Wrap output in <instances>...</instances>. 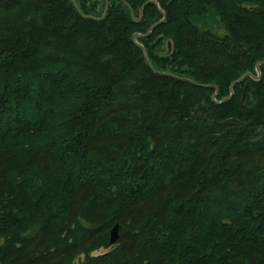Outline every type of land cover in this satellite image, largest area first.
<instances>
[{
	"label": "trees",
	"instance_id": "16d2710c",
	"mask_svg": "<svg viewBox=\"0 0 264 264\" xmlns=\"http://www.w3.org/2000/svg\"><path fill=\"white\" fill-rule=\"evenodd\" d=\"M147 1L0 0V264H264V0Z\"/></svg>",
	"mask_w": 264,
	"mask_h": 264
},
{
	"label": "rangeland",
	"instance_id": "374dc122",
	"mask_svg": "<svg viewBox=\"0 0 264 264\" xmlns=\"http://www.w3.org/2000/svg\"><path fill=\"white\" fill-rule=\"evenodd\" d=\"M151 1H154V0H149V1H147L148 3H152ZM156 2V1H155ZM108 4H109V2H108ZM154 4H157L158 5V2H156V3H154ZM107 9H108V5H107ZM143 11H144V9H143ZM107 14V12H105V14L104 15H106ZM134 17V16H133ZM135 20L137 21V20H139L140 18H138L136 15H135ZM163 20V19H162ZM161 20V21H162ZM160 21V22H161ZM203 21H205V22H207V25H209V26H212L213 28H217L221 33H223L224 31H223V29L222 28H220V23H219V20H218V18L217 17H212V16H210V14L209 15H206L204 18H203ZM138 22V21H137ZM156 25V24H155ZM155 25H153V26H155ZM151 29H152V27H151ZM149 30V32L151 31L152 32V30L154 29H152V30ZM179 30V37L183 34V32H182V30H181V28L180 29H178L177 28V31ZM148 32V33H149ZM150 32V33H151ZM146 34V35H149V34ZM136 34H139V33H135L134 34V36L136 35ZM139 38V37H138ZM138 38H136V42H137V40H138ZM140 46L141 47H143L144 49H145V47H144V45H141L140 44ZM145 51H146V49H145ZM147 52V51H146ZM148 55V54H147ZM149 58V57H148ZM258 66H259V68H258ZM247 74H251L252 75V78L254 79V80H259L260 78H261V67H260V65L259 64H257L256 65V67H255V74H253V73H247ZM246 75V74H245ZM245 75H243V76H245ZM242 76V77H243ZM231 87H232V85L230 86V91H231ZM233 93H234V86H233ZM231 95V94H230ZM101 252H104V250H100V251H97L96 253H101Z\"/></svg>",
	"mask_w": 264,
	"mask_h": 264
},
{
	"label": "water",
	"instance_id": "95a60500",
	"mask_svg": "<svg viewBox=\"0 0 264 264\" xmlns=\"http://www.w3.org/2000/svg\"><path fill=\"white\" fill-rule=\"evenodd\" d=\"M122 1H124V0H122ZM151 2H152V3H156L155 1H151ZM147 3H148V2H147ZM147 3H145V4L141 7V10H140V12H141V17H140L139 20H137L138 22H139V21L141 20V18L143 17V9L145 8V6H146ZM107 5H108V4H107ZM130 9H131V11H132L133 16L135 17V12H134L133 8L130 7ZM106 12H107V9H106ZM104 16H105V15H104ZM155 26H156V25H155ZM155 26H153L152 29H153ZM152 29H151V30H152ZM150 32H151V31H150ZM150 32H149V33H150ZM149 33H148V34H149ZM140 36H141L140 34H136V35L134 36V39L136 40V38H138V37H140ZM142 48H143V47H142ZM143 50L145 51L144 48H143ZM145 55H146V59L149 61V58H148V55H147V52H146V51H145ZM258 68H259V66H258ZM247 76H252V75H251V74H246L245 76H243L242 78H240L237 82H242ZM201 86L206 87V86H208V85H201ZM233 86H234V84H233L232 87H231V95L228 96V97H226L225 100H227V99H229V98L232 97V95H233ZM248 88H249V84L247 83V85H246V87L244 88V91H243V98H242V102H243V103L245 102L246 93H247ZM118 237H119V233H118V225H116V226L112 229V233H111V244L116 243L117 240H118Z\"/></svg>",
	"mask_w": 264,
	"mask_h": 264
}]
</instances>
